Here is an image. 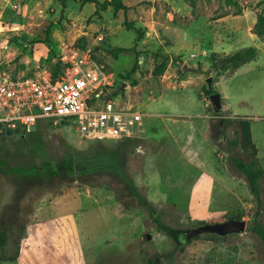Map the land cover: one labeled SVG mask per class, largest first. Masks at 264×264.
I'll list each match as a JSON object with an SVG mask.
<instances>
[{"label": "rangeland", "instance_id": "374dc122", "mask_svg": "<svg viewBox=\"0 0 264 264\" xmlns=\"http://www.w3.org/2000/svg\"><path fill=\"white\" fill-rule=\"evenodd\" d=\"M120 1L126 11L109 7L97 13L94 4L79 1L0 0V70L36 77L78 49L102 68L112 83L114 103L133 107L143 117L133 150L121 141H79L66 126L45 122L25 135H0V229L11 228L7 253L19 244L20 255L26 242L47 250V233L74 231L63 215L89 206L78 217V231L85 238V257L95 251L93 264H264V244L250 231L256 201L246 200L244 178L235 173L237 198L227 209L210 212L208 220L205 185L192 189L200 178L193 158L199 157L201 170L211 173L215 162L244 157L231 146L237 123L223 141L214 139L221 119H252V141L264 170V40L253 33L257 17L264 16V0H232L241 8L238 15L225 0H193V5L186 0ZM135 29L142 31L141 38ZM248 47L257 49L256 59L233 70L227 57ZM165 57V71L154 76ZM184 65L191 71H183ZM208 77L212 91L227 98L236 116L222 106L214 111L206 94ZM102 171L119 174L116 187L123 201L107 178L95 185L77 181L81 174ZM206 180L200 178L199 184ZM225 181L232 186L230 178ZM131 187L152 203L155 216L173 235L199 227L197 222L233 218L244 220L247 229L219 240L200 234L180 245L156 228L150 213L132 199ZM97 202L104 207L94 208ZM52 242L63 245L60 252L52 247L68 259L69 240Z\"/></svg>", "mask_w": 264, "mask_h": 264}, {"label": "built area", "instance_id": "2783aa9c", "mask_svg": "<svg viewBox=\"0 0 264 264\" xmlns=\"http://www.w3.org/2000/svg\"><path fill=\"white\" fill-rule=\"evenodd\" d=\"M60 61L64 68L56 77L51 71L19 77L0 70V133L21 136L45 122L66 126L79 141L140 137L142 115L114 103L112 83L89 55L73 49Z\"/></svg>", "mask_w": 264, "mask_h": 264}, {"label": "trees", "instance_id": "16d2710c", "mask_svg": "<svg viewBox=\"0 0 264 264\" xmlns=\"http://www.w3.org/2000/svg\"><path fill=\"white\" fill-rule=\"evenodd\" d=\"M68 1H79L82 4H94L96 7V11H105L107 8L111 7L113 11H126L127 7L122 4L120 0H105L103 2H99L97 0H68ZM190 4L193 5V0H186ZM226 4L229 6H233L236 9V15L241 13V8L238 3L232 0H225ZM129 29L133 28V25H127ZM138 33V38H141L142 31L140 29H135ZM254 35H256L259 39L264 40V16L259 15L257 17V22L254 26ZM258 55V51L255 47H248L245 49L238 50L234 52L232 55H229L226 59L227 63L233 70L239 69L240 67L251 63L256 59ZM168 57L162 61L160 65H157L153 70L154 76L161 75L167 65ZM61 61L54 64V69L51 71L52 76L56 77L63 70V65H61ZM214 66H217L215 64ZM212 93H216L215 91H209L207 89L206 94L209 96ZM234 123L238 124V129L235 130L236 137L233 141H231V146L235 149L239 148L244 155V157H240L238 155H234L230 157L227 161L228 165L232 169V171L240 176H242L245 180L246 187L249 191V194L256 201V209L254 211V219L250 226V231L254 234L263 244H264V170L261 168L260 163L257 158V148L252 141L251 131H250V121L245 119H221L219 121L218 126V135L214 137L215 140L224 139L225 131L231 127ZM0 135H4V133H0ZM222 135L220 138L219 136ZM121 143L126 146L127 149L133 150L137 147L138 139H125L122 140ZM102 178H107L110 181V184L115 186L114 191L119 197L121 201L124 200V196H122L121 191L116 184H119L120 176L118 173L102 171L97 173H86L79 175L77 181L81 184L86 185H95L96 181H99ZM119 186V185H118ZM131 195L132 199L138 204L139 207L146 209L153 220V223L156 225V228L159 231L165 233V235L169 238L175 239L180 245L185 244L186 233L188 231H181L175 235L171 234L170 231L165 228L160 221V219L155 216L154 209L152 207V203L147 200L144 195L138 193L135 187H131ZM234 219V218H233ZM239 220V219H236ZM205 223L197 222L196 225L200 226ZM11 228L0 229V262H14L19 256V244L15 245L14 253H7V246L10 244V237L8 232ZM213 238L219 240V237L213 235ZM176 247H174L175 249ZM150 264L153 262L150 260Z\"/></svg>", "mask_w": 264, "mask_h": 264}, {"label": "crops", "instance_id": "0c3cea01", "mask_svg": "<svg viewBox=\"0 0 264 264\" xmlns=\"http://www.w3.org/2000/svg\"><path fill=\"white\" fill-rule=\"evenodd\" d=\"M222 100V109L223 111H230L228 102H227V98L226 101L224 97H221ZM231 116H236L234 113L231 112ZM238 118L241 119H245V120H249L250 123L252 122V119H250L249 117H240L237 116ZM254 120V119H253ZM251 131V129H250ZM252 137V136H251ZM255 144V143H254ZM256 146V145H255ZM257 148V158H258V147ZM196 159V160H195ZM195 165L197 166L200 172L199 177L201 179H204L207 177L206 180V184H199V180H195L192 184V189L196 190V189H200L203 188V185H205L206 190H207V213L206 216L204 218V220H208L210 214L212 212H217L218 210H223V209H227L229 204H232V201L234 200L235 194L233 193V189H235L233 187L234 183H233V178L234 176H237V178H239L238 175H236L230 168V166L228 165L227 162L222 163L221 165H219L217 162H215L214 165V169L213 171L210 173L207 170L202 171L201 168H203V164H201L202 162L199 160V157L197 158H193ZM197 160L199 161V163L197 162ZM232 177V179H231ZM230 178V182L232 184V186H230V184H228L225 179ZM246 188V186L244 187ZM246 192V200L252 204L254 198L249 194V191L247 190V188L245 189ZM104 202L102 203H96V207H99L102 205V207H104ZM87 207L86 206L84 208H82V210L80 212H76V214H72L70 213L69 215H63L64 217L69 218V220H71L70 222H73L74 226V231L71 230L68 233H60V234H56L55 232H50L47 233L44 236V239L47 241L46 245V249L45 251H39L35 246L36 245H31L29 246V243H25V246L20 250V255L19 258L17 259L16 262L10 263V262H3V263H9V264H62L63 261H67V264H93V254L95 253L94 250H92V252L89 254L88 258H86L84 251H83V243H82V239L84 237H82L78 231V217L86 214V212L90 211H86ZM211 212V213H210ZM200 220H202V218H200ZM42 234V233H41ZM59 236V237H57ZM69 240V246L70 248L67 249L68 251V259H63L62 256L57 255V252L55 250V248H57L59 250V252L62 250L60 249L63 245L58 243L56 244L57 247H52V245L56 246L55 243L53 244L52 240ZM85 239V238H84ZM107 243V242H106ZM107 245H109L107 243ZM115 248V246L113 247ZM65 250V249H63ZM48 251L51 254H48ZM53 251H55V254H52ZM39 252H41V254H39ZM95 257V256H94ZM2 263V262H0ZM66 263V262H65Z\"/></svg>", "mask_w": 264, "mask_h": 264}, {"label": "water", "instance_id": "95a60500", "mask_svg": "<svg viewBox=\"0 0 264 264\" xmlns=\"http://www.w3.org/2000/svg\"><path fill=\"white\" fill-rule=\"evenodd\" d=\"M59 62L57 59L56 63ZM221 63H218L220 67ZM183 71H191L186 65L183 66ZM207 89L212 91V78L208 77L206 79ZM107 96L103 98L106 100ZM209 102L212 105L214 111L218 113L221 110V97L219 93H212L208 96ZM102 102V101H100ZM6 136H12L14 133L8 131L5 133ZM247 229L246 222L244 220H236V219H228L224 222H217V223H208L201 225L195 229L189 230L186 233V240L196 237L200 234H211L219 238H225L230 235L240 234L243 233Z\"/></svg>", "mask_w": 264, "mask_h": 264}]
</instances>
